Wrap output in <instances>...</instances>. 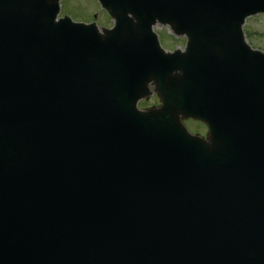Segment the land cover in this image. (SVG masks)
Returning <instances> with one entry per match:
<instances>
[{
	"label": "water",
	"instance_id": "obj_1",
	"mask_svg": "<svg viewBox=\"0 0 264 264\" xmlns=\"http://www.w3.org/2000/svg\"><path fill=\"white\" fill-rule=\"evenodd\" d=\"M100 1L103 34L0 0V264H264V54L240 27L264 0Z\"/></svg>",
	"mask_w": 264,
	"mask_h": 264
},
{
	"label": "rangeland",
	"instance_id": "obj_2",
	"mask_svg": "<svg viewBox=\"0 0 264 264\" xmlns=\"http://www.w3.org/2000/svg\"><path fill=\"white\" fill-rule=\"evenodd\" d=\"M61 11L59 16L62 14H68L75 21L89 22L97 20L99 26H110L112 20L107 13L100 8L96 0H60ZM93 15H96L93 17ZM243 32L247 43L253 47L260 49L264 52V14H258L246 18L243 24ZM154 30L159 34L162 46L166 50H171L175 47L182 48L185 43V38H176L172 34H169V29L163 25L156 24ZM157 99L153 96H149L146 99L139 101L138 106L145 108L150 106L152 103H157ZM195 124L197 127L202 128L198 122L188 121L187 126L193 129L191 124Z\"/></svg>",
	"mask_w": 264,
	"mask_h": 264
}]
</instances>
